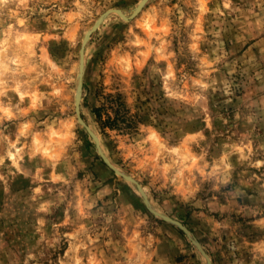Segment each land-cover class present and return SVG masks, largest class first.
Instances as JSON below:
<instances>
[{
    "label": "rangeland",
    "instance_id": "obj_1",
    "mask_svg": "<svg viewBox=\"0 0 264 264\" xmlns=\"http://www.w3.org/2000/svg\"><path fill=\"white\" fill-rule=\"evenodd\" d=\"M140 0H0V264H207L75 113L85 32ZM104 153L212 264H264V0H148L85 46Z\"/></svg>",
    "mask_w": 264,
    "mask_h": 264
},
{
    "label": "water",
    "instance_id": "obj_2",
    "mask_svg": "<svg viewBox=\"0 0 264 264\" xmlns=\"http://www.w3.org/2000/svg\"><path fill=\"white\" fill-rule=\"evenodd\" d=\"M146 1H148V0H140L130 15H126L120 8L107 9L106 11H104L103 13L100 14L98 19L94 23V25H92V27L85 32L83 40H82L81 49H80V58H79V66H78V68H79V71H78V82H77V88H76V94H75V100H74L75 113L77 115V119H78L79 123L81 125H83L87 129L89 135L94 140V142L96 144L97 151L100 154V156L102 157L103 161L111 169H113V171L115 173H117L118 175H120L121 177L126 179L127 181H130V182L134 183L136 185V187L138 188V190L140 191V193L142 194L148 209L152 213H154L155 215L161 217L163 220L177 225L190 238L192 243L197 247L199 253L206 259L207 264H212V261H211L210 257L208 256V254L205 252L202 244L193 237V235L191 234L190 229L182 221H180L178 219H175V218H173V217H171V216H169V215H167L165 213H162V212L158 211L152 205V203L150 201V198H149L148 194L146 193V191L144 190V188L141 185V183L135 177H133L132 175H130V174L122 171L120 168H118L111 161V159L104 153V151L102 149V146H101V143H100V138L94 132V130L90 127V125L86 122V120L84 119V117L82 116V113H81V100H82V92H83V77H84L85 65H86V63H85V61H86L85 58L86 57H85V50L84 49H85L86 43H87L90 35L92 34V32H94L97 29V27L100 25V23L103 21V19L107 15H109L110 13H117L121 18H123L125 20H129V19L133 18L142 9V7L146 3Z\"/></svg>",
    "mask_w": 264,
    "mask_h": 264
}]
</instances>
